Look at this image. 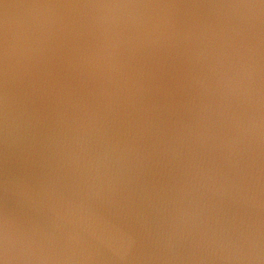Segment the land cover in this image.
Here are the masks:
<instances>
[{
	"label": "water",
	"instance_id": "water-1",
	"mask_svg": "<svg viewBox=\"0 0 264 264\" xmlns=\"http://www.w3.org/2000/svg\"><path fill=\"white\" fill-rule=\"evenodd\" d=\"M0 264H264V0H0Z\"/></svg>",
	"mask_w": 264,
	"mask_h": 264
}]
</instances>
